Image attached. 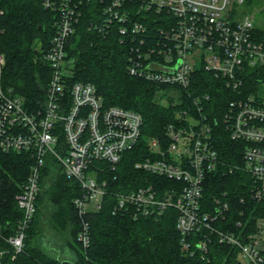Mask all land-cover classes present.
<instances>
[{
	"label": "built area",
	"instance_id": "built-area-1",
	"mask_svg": "<svg viewBox=\"0 0 264 264\" xmlns=\"http://www.w3.org/2000/svg\"><path fill=\"white\" fill-rule=\"evenodd\" d=\"M46 9L57 14L55 33L42 62L52 76L43 107L30 111L23 98L3 86L5 55L0 51V150L3 153L32 152L34 163L17 205L23 217L14 235L5 238L14 255L23 252L27 231L36 214L41 190V171L51 158L64 175L77 181L81 195L74 207L83 220L78 241L90 245V228L84 221L91 211L101 209L104 199L112 196L114 214L134 218H160L167 210L177 211V229L181 251L185 256L208 260L214 243L231 246L240 264H264V220L244 235L223 230L219 222L228 212V203L215 198L212 211L203 207L206 176L221 167L212 142V125L206 116L194 117L187 109L166 128L164 139L149 140L151 156L135 167L158 176L164 187L160 195L152 184L131 192L113 193L98 173L106 167L115 169L125 152L137 147L143 125L141 114L118 106L107 107L91 83L76 82L71 77L66 45L75 33L81 8L95 0H42ZM102 6L101 24L94 27L108 34L119 26L123 40L130 42L128 72L157 84L187 90L192 73L203 68L226 79L227 86L239 90L250 71L264 70V41L255 36L253 19L241 21L229 6L244 0H97ZM146 12L159 15L163 27L154 38L147 37V26L139 20ZM3 10L0 8V16ZM257 94L232 101L223 117L231 139L244 141L246 148L242 169L251 175L252 196H264V97ZM208 99V96L205 97ZM201 98L194 100L198 112ZM237 226H241L240 222ZM244 230V229H243ZM0 226V236H2ZM8 250H0V264Z\"/></svg>",
	"mask_w": 264,
	"mask_h": 264
},
{
	"label": "trees",
	"instance_id": "trees-1",
	"mask_svg": "<svg viewBox=\"0 0 264 264\" xmlns=\"http://www.w3.org/2000/svg\"><path fill=\"white\" fill-rule=\"evenodd\" d=\"M0 8L3 10L0 51L6 58L3 86L23 98L30 111H35L45 104L52 76L42 57L51 45L57 14L46 9L42 0H0ZM145 14L147 16H139V20L147 26V37L154 38L163 27V21L159 15ZM101 21L102 6L97 0L83 5L76 31L66 45L68 61H71L67 86L76 82L91 83L107 107L138 112L143 125L137 147L125 152L115 169L104 164L98 179L106 180L114 194L152 184L161 195L162 186L169 187L173 182L164 180L163 184L158 176L139 170L135 165L151 156L149 140L164 139L167 126L176 120L180 111L187 109L192 116H206L211 123L212 142L221 161V167L206 176L204 210L212 211L215 198L221 197L229 209L219 227L238 235L255 231L258 221L264 220V196L261 199L252 196L250 174L242 169L231 171L234 165L242 164L247 145L231 139L223 117L232 101L257 94L264 81V70L248 72L244 85L237 91L227 86L226 79L202 67L192 73L187 90L157 84L129 74L128 57L133 44L122 39L117 24L111 26L107 35L92 27ZM254 33L264 41V30L256 28ZM173 88L179 90L180 102L169 97L167 103H163V95ZM196 97L202 100L201 112L194 104ZM33 163L32 152L3 153L0 150V226L3 230L0 250H8L1 264H240L234 248L217 242L211 247L209 261L185 256L181 251L176 210L169 209L157 219H136L127 214H114L112 196L104 199L100 210L84 217L90 228V245L84 249L78 241L83 220L74 207V199L81 195L80 185L67 178L51 158L41 171L37 210L27 231L23 252L14 255L5 238L14 235L23 217L16 197ZM239 222L241 226H237ZM49 232L52 233L50 238ZM53 239L72 252V260L48 253L44 245L48 240L56 243Z\"/></svg>",
	"mask_w": 264,
	"mask_h": 264
},
{
	"label": "rangeland",
	"instance_id": "rangeland-1",
	"mask_svg": "<svg viewBox=\"0 0 264 264\" xmlns=\"http://www.w3.org/2000/svg\"><path fill=\"white\" fill-rule=\"evenodd\" d=\"M229 9L232 11L236 21H241L246 17H250L253 19V25L255 28L264 30V0H244V3H232L229 6ZM259 96L264 97V81L259 85ZM172 97L176 103L180 102L179 99V90L177 89H168L166 93L163 95L162 102L167 103V99ZM52 235L49 232L48 236ZM53 243L48 240L45 243V248L49 254L54 257H58L61 259L72 260L73 254L66 247H61L57 239Z\"/></svg>",
	"mask_w": 264,
	"mask_h": 264
}]
</instances>
